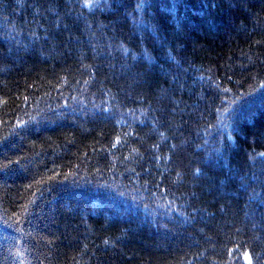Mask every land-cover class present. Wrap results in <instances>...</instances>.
I'll return each instance as SVG.
<instances>
[{
    "label": "trees",
    "instance_id": "16d2710c",
    "mask_svg": "<svg viewBox=\"0 0 264 264\" xmlns=\"http://www.w3.org/2000/svg\"><path fill=\"white\" fill-rule=\"evenodd\" d=\"M96 3L0 0V264H264V0Z\"/></svg>",
    "mask_w": 264,
    "mask_h": 264
},
{
    "label": "snow or ice",
    "instance_id": "6c2138e0",
    "mask_svg": "<svg viewBox=\"0 0 264 264\" xmlns=\"http://www.w3.org/2000/svg\"><path fill=\"white\" fill-rule=\"evenodd\" d=\"M98 3H99V0H97V3H96V4H93L92 6H93V7L98 6ZM84 6H88V5L86 4V5H84ZM260 155H261L262 157H264V153H260ZM245 259H248V257L245 256Z\"/></svg>",
    "mask_w": 264,
    "mask_h": 264
}]
</instances>
